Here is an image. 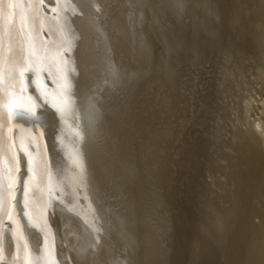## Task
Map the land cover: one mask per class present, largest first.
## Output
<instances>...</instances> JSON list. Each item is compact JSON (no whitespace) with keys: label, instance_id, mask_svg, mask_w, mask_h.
I'll list each match as a JSON object with an SVG mask.
<instances>
[{"label":"bare ground","instance_id":"obj_1","mask_svg":"<svg viewBox=\"0 0 264 264\" xmlns=\"http://www.w3.org/2000/svg\"><path fill=\"white\" fill-rule=\"evenodd\" d=\"M57 3L0 1V97L26 84L49 125L0 153V264H264V0ZM30 38L62 72L21 80Z\"/></svg>","mask_w":264,"mask_h":264},{"label":"snow or ice","instance_id":"obj_2","mask_svg":"<svg viewBox=\"0 0 264 264\" xmlns=\"http://www.w3.org/2000/svg\"><path fill=\"white\" fill-rule=\"evenodd\" d=\"M88 3L91 4L96 11H100L99 7L97 6L96 0H75V3H68V4H60L57 3L56 6L52 9L53 12L59 11H67V10H76L77 4H84ZM17 5L9 4L8 7H14ZM82 14V13H81ZM38 38V37H37ZM71 43V42H69ZM71 49H65L64 51H70ZM64 51H57L54 55L46 56L48 59V63L44 64L40 62L38 59H33L36 55L35 51V43L30 38L28 41L27 47V54L25 51L22 50L20 54V61H19V70L18 74L21 80L26 76V74H32L36 77H39L42 73H47L48 77L51 78L54 75L53 69L56 72H62L63 65L67 64V60L64 57ZM47 53V50H45ZM66 82L68 81L67 75L62 77ZM66 87H71L74 90V94L76 91V86L71 84L70 82L66 83ZM34 91L39 90L38 87L33 89ZM19 96L20 99H16V96ZM27 97V102L24 101V98ZM0 129L4 130L5 134H0V153L5 155H10L14 166L16 165V152H15V145L11 141V123L14 119L20 118L26 122H34L43 127H49L47 124V115L46 111H41L40 114H37L36 102L35 100L28 96V89L26 84H20V86L16 89V93L13 95H9L7 92V86L4 89L3 96L0 97ZM41 109H43V105H39ZM49 108L54 111H57V115L64 112V109H56L55 105L49 103ZM50 136H53V133L50 130ZM39 138L41 141L44 140L43 133H39ZM46 145L45 153L43 156V161L45 163V175L42 177V180L45 184L49 183L51 180V168L50 162L48 161L46 155ZM31 160L29 161V170L31 171ZM18 171V167L15 169ZM0 216L6 217L9 214V207H10V199L12 198V189L15 186V179L13 180L12 184H8L4 176L0 175ZM27 194V193H26Z\"/></svg>","mask_w":264,"mask_h":264},{"label":"water","instance_id":"obj_3","mask_svg":"<svg viewBox=\"0 0 264 264\" xmlns=\"http://www.w3.org/2000/svg\"><path fill=\"white\" fill-rule=\"evenodd\" d=\"M1 1V0H0ZM15 30H17V26H15V28H14V25L12 26V28L10 29V31L12 32V33H14L15 32V34H16V31ZM157 48H156V50H154V53H157ZM157 72H158V69L156 68V67H154V68H152V70H151V73L152 74H157ZM16 188V184H15V186H14V188L12 189V194H11V196H12V198H11V204H10V207H9V212H11V210H12V201H13V199H14V196H15V193H14V189ZM9 215V214H8ZM3 224H6V225H8L10 228H11V224H10V219H9V217L8 216H6V217H3V216H0V227L2 228V225ZM0 242H1V232H0ZM0 255H1V245H0ZM2 259V258H1ZM1 264H3V262H2V260H1Z\"/></svg>","mask_w":264,"mask_h":264}]
</instances>
